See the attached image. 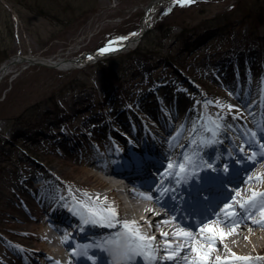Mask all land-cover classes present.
I'll list each match as a JSON object with an SVG mask.
<instances>
[{
    "label": "rangeland",
    "instance_id": "rangeland-1",
    "mask_svg": "<svg viewBox=\"0 0 264 264\" xmlns=\"http://www.w3.org/2000/svg\"><path fill=\"white\" fill-rule=\"evenodd\" d=\"M150 1L97 0L94 10L88 1L87 12L78 10L79 3L70 7L64 1L68 12H62L58 19L55 13H60V7L49 11L50 7L46 10L36 0H0V67L17 54L69 59L109 41H120L118 37L141 28L144 7ZM263 19L264 0L167 3L152 17L151 30L142 42L146 49H152L162 41L158 54L175 57V63L191 61L193 71L188 73L180 64L173 68L158 59L153 64L140 63L138 69H127V62L121 74L124 82L113 81L117 94L104 85L99 62L67 70L39 64L23 68L26 64H20L5 75L0 81V264H19V251L30 248L20 242L19 219L40 212L41 197L52 199L47 190L33 185L35 180L29 173L38 177L40 186L56 183L45 172L77 174L63 151L68 145L70 123H75L74 131L79 134L74 139L75 148L96 141V129L103 124L110 127L108 136L114 146L119 138L131 143L133 137L128 135L134 133L133 127L140 129L142 144L157 155L162 148H169V139L183 127L202 126L195 138L197 143L202 140L206 114L207 121L223 130L222 137H231L223 141L219 131L207 133L214 140L220 138L221 154L215 159L241 150L251 133L260 130L254 120L264 122L260 118L264 115ZM203 34L212 36L201 43L193 42V37ZM133 51L110 57L108 62L127 60ZM194 75L202 77L204 86L210 88V98ZM126 104L143 113L136 116ZM194 109L202 117L192 125L189 114ZM195 128L181 138L178 148L191 139ZM49 146L59 147L58 151ZM258 152H264V146ZM57 208L52 205V210ZM40 254L28 264H40Z\"/></svg>",
    "mask_w": 264,
    "mask_h": 264
},
{
    "label": "bare ground",
    "instance_id": "bare-ground-1",
    "mask_svg": "<svg viewBox=\"0 0 264 264\" xmlns=\"http://www.w3.org/2000/svg\"><path fill=\"white\" fill-rule=\"evenodd\" d=\"M151 1L153 2V0ZM150 2L148 3V5L150 4ZM172 2H176V0H169L168 3H172ZM148 5L144 7L145 13H146V7ZM151 6H152L151 10L157 13L160 10H162L165 4L162 5L160 3L156 4V2H153ZM151 18L148 22L144 21L142 23V28L146 27L147 31L151 30V23H152ZM208 29L210 30V28ZM164 40H166V36H163V41ZM199 42L201 43L202 41ZM96 54L97 53H93L91 54V56L81 55L79 60L76 61H71L70 59L64 58L62 56L58 58H47V57L38 56L39 59L36 58L37 59L36 61H41L45 63H56V64L59 63L58 66H55L56 68L60 70H67L72 68H79L81 66H86L87 63L89 64L96 63L97 61L96 60L94 61L93 59L96 56ZM20 56L23 55L19 54L16 55V57H14V59H18V62L13 64V67L10 68V71L20 64H27L25 62L20 61L22 60ZM111 56L118 57L119 55L117 54ZM145 57L146 56L144 53L143 54L133 53L129 58L138 65L144 62L147 64L149 63L153 64V60L157 59L155 55L151 56L153 58L150 61L146 60ZM26 67L27 66L23 65V68ZM135 69H138V66L135 67ZM2 70L3 69L0 67V77L2 74ZM9 72L5 73L0 78V81ZM229 72L231 73V71ZM113 91L114 94H117L118 89L114 88ZM115 102H116V97H115ZM125 107H129V109L132 111L134 110V108L130 107L129 104H126ZM200 117H202L200 112H198L195 109L192 110L191 114H189V123L193 125L195 123V120ZM203 117L205 121L204 123L206 124V126H208L206 128L205 124H203V128L208 131L210 129H213L216 132L219 131L220 132L219 137L221 138L222 137L221 135H223L221 134V132H223V130H220V127L214 126L218 124L211 123L212 122L211 120L207 122L206 114H204ZM260 118L264 120V115H262ZM124 120L125 119H123V122ZM202 121L203 118L201 119V123ZM70 124L71 125L67 127L69 129L68 131H70V136L69 137L66 136L68 137V142H67L68 145L65 146L63 151L67 155L66 159H68L70 163L75 165L74 171L77 172V174L70 173L68 176H66L55 172H50V173L45 172V175L49 177L50 180H53L56 183L54 184V186L50 183H48L46 186H40L37 184V182L40 183L37 180L38 177L33 172L29 173L30 178L36 181V183L35 181L33 182V185L36 187H42L44 190H47L49 192L48 196H51L52 199L47 198L45 200L43 197H41L40 212H37L35 214L31 213L32 215H28V217L26 216V218L22 217L19 219V223L21 222L22 225L20 226L21 228L19 229L21 233L18 234L21 236V239L23 241L20 242L22 244L30 246V248L25 249L24 252L23 250L19 251V259H20L19 264H28L31 260L35 258V255L39 253H44L40 255L42 258L41 264H51L55 260H60L63 262L67 259L68 260L72 259L71 257L73 255L71 253L73 252L71 251L72 247L70 246H76V249L82 255L81 253L82 242L84 243H89V241H91L92 243L96 242V244L99 243L98 248L106 249L107 244L105 245L104 242H102L101 240L99 241L98 236H101L102 234L108 236L112 231L118 233L123 228V225L121 224L110 230L104 226L96 225L93 222V220H99L100 222H102L103 218L106 217L111 218V215L105 216V214H103L101 215V217L99 215L98 216L94 215L97 212L100 213L98 204L102 203L106 207L108 208L110 207V209L115 208L116 212L118 213V216L130 217L129 215L130 213H128L127 208L121 207V205H123L124 202L120 194V191L118 190V186L120 185V183L116 181V179L121 177L117 175V173L120 172L117 171L116 169H113V167L120 164L126 158H127L126 167L128 165L129 167L134 168L136 164H143L139 168L137 167L134 168L135 171L131 170L132 175L128 177L133 179L140 177L142 179V184L145 186H148L149 184L151 185L156 178L154 176L151 177L152 174L150 170L154 167L153 169L154 172L157 173L160 177V181L158 182L159 189L156 190V192L160 194L161 192H163V189L168 187V181H167L168 169L166 171V166L168 162L171 161L173 163L174 160L176 159L174 157L177 155V153L180 155L179 156V161H180L181 158L183 159V156L189 155L191 151H194L196 146L193 145L191 141L192 139H195L200 135V131L202 127V126H197L196 128L194 127L195 130L191 135V139L187 140L186 144H184L180 148H178L179 145L178 143L180 142L181 138L186 133H191L194 128L192 129L191 127L186 126L183 127V129L176 132L169 139L170 141L169 148L168 147L162 148V150L159 151L157 155L151 153L149 157L146 155L145 157H140L142 154L139 155V153H137L136 154L137 159H133L130 157L133 156V154L128 155L131 146H128V144L126 142H123L120 138L117 141V143L119 144L115 142L116 146H114L113 142L108 136L110 127L108 128L103 124H100L96 129V134L94 135V139H96V141L92 143L84 142L83 145H81L79 148H75L74 139L79 134L74 131V128L76 127L75 123H70ZM125 124H127V120H125ZM253 124L255 125L258 124V121L254 120ZM139 132L140 130L137 128L135 130L137 137L139 136ZM219 139H215V140L212 139V143L210 144V146L205 147V149L206 150L208 149L210 150L212 148L220 149L221 144L219 143ZM221 139L223 141H230L231 137L224 136ZM247 144L249 146L248 148H245L244 152H240L243 150H239L236 152V155L234 154L232 156H228L226 160L232 159L236 162L237 160L243 161L245 160L244 155L246 154L251 155L252 152L258 151L260 146H264V131L260 129L257 132L256 131L252 132L247 139ZM50 148L57 149L58 151L59 147L57 148L50 147ZM242 149L244 148L242 147ZM109 153L111 154L112 157L109 155ZM201 155L203 160L206 159L205 157L206 155L204 154ZM102 156H109L110 159L107 158L102 159L101 158ZM155 157H160L161 158L160 162L153 159ZM149 161L155 162L154 163L155 166L153 165V167H151L150 169L146 168V166L144 165L146 162ZM212 161H209V163L214 164L212 163ZM161 163L166 164L165 167H159ZM232 163L237 164L235 162ZM213 166H215L214 174L204 176L205 180L210 182L211 185L213 183H216V181L222 182V177L218 173L222 175L226 173V171L219 172L221 169L217 167V165L214 164ZM229 170L230 169H228V171ZM234 178L237 180H235L236 182L234 183L232 182V183L238 186L236 187V189L237 190L241 189L242 193L239 194V192L236 191L226 194L227 196L226 199L232 196H235L236 198L238 197L239 199L247 198L252 194L250 190H254L255 192H257V190H259L258 188H262V192L258 193V195L255 197L256 202L259 203V201H261V196L259 194H264V152L257 155L256 158L253 160V163L249 165H245L244 172L237 174L236 176H234ZM23 190L26 192L27 189H23ZM127 191L131 193L129 194V196L130 197L132 196L131 198L135 200V202L130 204V208L134 210L132 214L134 213L140 214L141 217L136 215L138 223L141 224V226L145 225L144 227H141L139 231L146 236L150 235V237H155L154 241H149V242H153L154 244L161 245L162 242H160V240H162L163 238H170L172 236V234L176 229V223H174L171 220H166L167 216L162 215V213L164 214V211H160L157 208V206L149 207L145 205L142 202V200L147 198H142L143 195L130 189L129 185H126L124 187V192H125L124 194H126ZM127 197H128V193H127ZM226 199L222 201V203H224ZM52 201L55 202L56 205L61 209H63V207L66 206L67 209L71 210L70 212L73 213H69L65 215L59 213L58 211L52 210L49 207V205L53 204ZM247 204L245 205V207H241L239 203L232 201V206L236 211V217H234V219H237L239 222V227L235 230L229 227L228 224L225 222L226 210L220 208L221 204H219L218 206L217 204L212 205V207H214V211L216 214L213 216V219H210L211 225L218 230L220 228H223L224 231L231 233V235L225 237L222 240L217 239L216 243L212 244L208 239L209 235L207 233L203 234L202 232H196V231L193 232L192 230H190L192 233V238L188 239V246L181 250V254H184L182 257H186L185 262L187 264H196V262L199 260V254L194 251V248L200 247L201 249H206V248L210 249L206 264H247V262L245 261L236 259V256H244V255L252 257L253 258L252 262H255L257 264H264L263 256L256 257V255L259 252H264V226L254 224L253 222V220H261L262 216L257 212L254 218L250 219L246 214V212L249 211V209L247 208ZM85 205H87V207H84ZM79 214H81L83 218H87L89 220V222L86 223V227L83 228V230H81L80 228ZM160 218L162 219L160 220ZM229 219H233V217H229ZM218 221H220L221 225H218ZM56 224L67 225L68 227L65 228L66 233H68V231L69 233H72V235H70L69 240L70 241L75 240L76 244L70 243L69 241L65 242L64 245L62 243L56 242L54 238H52V228L55 227ZM69 226H72L73 228ZM99 233L100 235H97ZM164 233H168V236L165 237ZM168 246L170 250H173L176 247L175 244H170ZM69 250L71 251V253L68 252ZM76 253L73 254L76 255ZM233 253H235L236 256H233ZM85 257H89L93 259L96 256L90 257L89 254H86ZM217 257L220 258L219 261L217 260ZM69 262L72 263V261ZM128 262H130V260H128Z\"/></svg>",
    "mask_w": 264,
    "mask_h": 264
},
{
    "label": "snow or ice",
    "instance_id": "snow-or-ice-1",
    "mask_svg": "<svg viewBox=\"0 0 264 264\" xmlns=\"http://www.w3.org/2000/svg\"><path fill=\"white\" fill-rule=\"evenodd\" d=\"M194 2V0H176V3L178 4H190ZM118 40H125L127 37H118ZM112 44L113 41H109V45L107 47H103L100 49L101 52H109L112 50ZM229 108L233 107V105H228ZM215 127H219V125H214ZM193 145H195L194 151L191 153V155H185L183 156L182 161L177 162L175 165L171 161L167 164V169H173L175 168V172L173 173L175 176L179 177V179L176 180V183H180L181 180H187L189 177H191L195 172L199 171L201 167H207L209 169L213 168V165L211 163H202V155L201 151L203 147L210 146L212 143V138H207L204 140H201L199 143L195 139L191 141ZM243 150V149H241ZM225 170H228V165H224ZM166 169V171H167ZM252 194L247 198L248 204L247 208L252 209V211H247L246 214L250 219H253L254 216L257 214V212L262 216L261 220H253L254 224L264 226V194H259L261 196V201L259 203L256 202L255 197L258 195L254 190H250ZM146 198L151 199V196H147ZM99 199V198H97ZM236 199L235 196L228 197L226 201L222 204V208L226 210L225 214V222L228 224L229 227H231L233 230L237 229L239 227V222L237 219H234L236 217V211L232 206V201ZM84 207H87L85 205ZM241 207H245L244 201H241ZM110 215L112 218H115L118 216V213L116 212L115 208H112L109 210ZM94 215H99V212L95 213ZM229 217H233V219H229ZM84 223H88L89 220L87 218H84ZM93 222H100L99 220H93ZM123 231L118 232L115 237L111 238L108 243L114 246V249L117 250L119 254L122 255L123 259L125 261L130 260L131 257L135 254H148L147 250L149 248V241H154L155 237H148L141 233L139 231V226L137 225L136 221H123ZM207 231L209 233V241L212 244H215L217 239H224L225 237L231 235V233L224 231L223 228H220L219 230L216 229L214 226L211 225L210 222H203L201 224V232ZM178 236H183L186 239L192 238V233L190 230L181 229L180 232L177 233ZM164 236L167 237L168 233H164ZM67 239V237H65ZM166 243L169 245L171 244L170 241L166 240ZM124 246L123 251L121 253V246ZM71 251L73 253L77 252V249L75 247L71 248ZM194 251L199 254V260L196 262V264H206L210 249H201L200 247H195ZM166 255L171 257L174 255L172 251L166 252ZM233 256H236L235 253H233ZM219 257H217V260L219 261ZM236 259L245 261L247 264H252L253 258L250 256H236Z\"/></svg>",
    "mask_w": 264,
    "mask_h": 264
},
{
    "label": "trees",
    "instance_id": "trees-1",
    "mask_svg": "<svg viewBox=\"0 0 264 264\" xmlns=\"http://www.w3.org/2000/svg\"><path fill=\"white\" fill-rule=\"evenodd\" d=\"M39 2V4H41L42 6L45 7L46 10H48V7H50L49 11L51 10V8L53 9L54 7H60V13L59 11L57 13H55V16L60 19V16L62 15V12H68V8H64L63 7V4H64V1L68 4V6L71 7V4L73 3H79L78 5H76L78 7V10H80L81 12H87V3L88 1L92 2V4H90L89 8H93L94 6H96V3H97V0H51L52 3L54 4H51V2H47V0H36ZM63 1V2H62ZM69 7V8H70ZM29 9H32V7L28 6ZM39 10L40 12H43L44 10L42 9H37ZM94 10V8L92 9ZM77 18V17H76ZM69 24H72V23H69ZM11 25V24H10ZM66 25V24H65ZM209 30V29H207ZM164 36H167L166 34ZM212 35H209V34H203V35H200V36H197V37H193V42H198L199 40L200 41H206L207 38H211ZM206 39V40H204ZM188 40H191V38H189ZM143 42H144V38H143ZM141 42L140 45L137 47V49H135L131 54L133 53H144L145 54V58L146 60L150 61L152 59V57H150V55H155L156 57L159 55L158 53L162 51V48H163V42L162 41H159L156 46H154L152 49H147L144 47V43ZM146 45V44H145ZM147 46V45H146ZM186 47V45H185ZM185 49H190V48H185ZM158 58H163V56H159ZM171 59V57H168L167 55V58L166 60H169ZM109 59H106L104 60L103 62H99V67L102 68L103 72H104V85L107 87V88H110L111 90L113 89L114 90V86H115V82L113 81H117V82H124V80L122 79V69H123V66H125V64H127V62H130L129 63V66L127 69H132L134 66H137V64L132 61L130 58H128L127 60H123L121 62H117V63H112L111 62H108ZM112 63V64H111ZM126 69V70H127ZM122 74V76H121ZM197 80H198V77H196ZM112 90V92H113Z\"/></svg>",
    "mask_w": 264,
    "mask_h": 264
},
{
    "label": "water",
    "instance_id": "water-1",
    "mask_svg": "<svg viewBox=\"0 0 264 264\" xmlns=\"http://www.w3.org/2000/svg\"><path fill=\"white\" fill-rule=\"evenodd\" d=\"M153 2H156V4H162L164 5L165 3L169 2V0H153ZM153 2L151 1L150 4L146 7V13H145V21L148 22L150 20V18L153 16V14L155 12H153L151 10L152 8V4ZM145 32H147V28L146 27H143L140 31L139 34L135 35V36H128L127 39L121 41V42H118V43H113L112 44V50H110L109 52H101L100 49L103 48V47H107L108 45H105L97 50H94V51H90V52H86V53H83L82 55H89L91 56V54L93 53H97L96 56L93 58L94 61L96 60H99L103 57H108V56H111V55H117V54H120L126 50H129L131 48H134L142 39L143 35L145 34ZM81 56V55H80ZM79 57H72V58H69L71 61H76V60H79ZM15 56H12L8 59V61H6L2 66L1 68L3 69L2 70V74H1V77L7 73L9 71V67L12 66L13 64H15L16 62H18V59H14ZM22 58V60H20L21 62H25L27 63L26 65H29V64H32V63H35V64H39V65H46V66H49V67H55V66H58L59 63H45V62H41V61H36L39 57L37 55H23V56H20ZM99 57V59H98ZM0 77V78H1Z\"/></svg>",
    "mask_w": 264,
    "mask_h": 264
},
{
    "label": "clouds",
    "instance_id": "clouds-1",
    "mask_svg": "<svg viewBox=\"0 0 264 264\" xmlns=\"http://www.w3.org/2000/svg\"><path fill=\"white\" fill-rule=\"evenodd\" d=\"M123 248H124V246L122 245V246H121V250H120L121 253H122V251H123ZM112 251H113L114 264H122V261H123V257H122V255L119 254V253L117 252V250H115V249H113Z\"/></svg>",
    "mask_w": 264,
    "mask_h": 264
}]
</instances>
